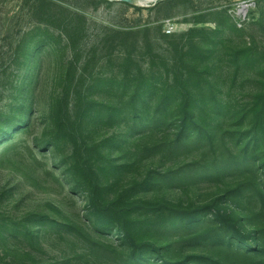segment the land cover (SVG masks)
<instances>
[{
  "label": "trees",
  "instance_id": "trees-1",
  "mask_svg": "<svg viewBox=\"0 0 264 264\" xmlns=\"http://www.w3.org/2000/svg\"><path fill=\"white\" fill-rule=\"evenodd\" d=\"M222 29L219 22L212 37L191 30L202 38L190 57L167 58L174 73L164 65L163 82L137 78L126 99L93 96L112 89L115 79L85 88L83 70L69 66L66 85L44 116L36 143L52 153L67 188L85 202L92 228L119 238L124 264H264V87L242 105L219 97L218 81L209 75L217 67L210 60L225 42ZM37 51L20 46L14 54L19 67L21 54L31 59ZM232 56L235 68L255 63L250 48ZM126 83L121 78L115 89L124 91ZM23 94L15 99L18 116L0 114V141L31 126L36 102L27 105ZM194 150L195 157L182 156ZM200 181L223 184L206 204L173 198V189L188 192ZM25 222L24 234L33 240L40 228L31 225L79 230L40 213ZM108 247L102 242L91 249L102 254Z\"/></svg>",
  "mask_w": 264,
  "mask_h": 264
},
{
  "label": "rangeland",
  "instance_id": "rangeland-1",
  "mask_svg": "<svg viewBox=\"0 0 264 264\" xmlns=\"http://www.w3.org/2000/svg\"><path fill=\"white\" fill-rule=\"evenodd\" d=\"M243 5L249 6L248 18L239 26ZM219 22L225 42L210 60L217 67L209 76L218 81L219 97L242 105L264 87V0H0V114H20L15 99L21 92L27 105L36 102L31 126L0 141V264H124L119 238L92 228L85 202L67 188L52 153L36 143L46 128L44 116L64 89L69 66L83 70L85 88L100 78L115 79L112 89L94 90L93 96L126 99L137 78L163 82L164 65L173 74L167 58L190 57L188 51L202 38L191 30L204 29L212 37ZM22 45L38 53L31 59L21 54L19 67L14 54ZM248 48L255 63L235 68L232 53ZM123 77L126 89L116 90ZM231 181L232 176L224 178ZM218 183L223 184L200 181L188 192L171 194L202 205L214 198ZM36 213L70 221L79 230L31 225L40 228L33 240L24 234V224ZM102 242L108 251L91 249Z\"/></svg>",
  "mask_w": 264,
  "mask_h": 264
},
{
  "label": "built area",
  "instance_id": "built-area-1",
  "mask_svg": "<svg viewBox=\"0 0 264 264\" xmlns=\"http://www.w3.org/2000/svg\"><path fill=\"white\" fill-rule=\"evenodd\" d=\"M248 9L249 6L243 5L241 6V8H239L238 12H237V22L239 24V26H242L244 22H246L247 18H248Z\"/></svg>",
  "mask_w": 264,
  "mask_h": 264
}]
</instances>
